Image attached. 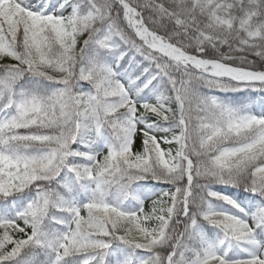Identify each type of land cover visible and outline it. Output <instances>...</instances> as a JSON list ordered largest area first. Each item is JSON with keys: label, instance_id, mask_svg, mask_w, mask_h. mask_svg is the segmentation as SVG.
<instances>
[{"label": "snow or ice", "instance_id": "1", "mask_svg": "<svg viewBox=\"0 0 264 264\" xmlns=\"http://www.w3.org/2000/svg\"><path fill=\"white\" fill-rule=\"evenodd\" d=\"M0 264H264V0H0Z\"/></svg>", "mask_w": 264, "mask_h": 264}]
</instances>
